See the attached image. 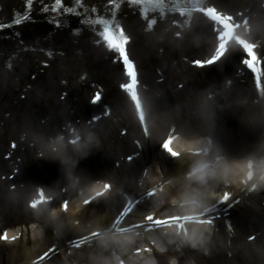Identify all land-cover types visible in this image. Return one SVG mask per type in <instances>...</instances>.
Instances as JSON below:
<instances>
[{"label": "rangeland", "instance_id": "obj_1", "mask_svg": "<svg viewBox=\"0 0 264 264\" xmlns=\"http://www.w3.org/2000/svg\"><path fill=\"white\" fill-rule=\"evenodd\" d=\"M7 9L11 10V12L13 11L12 7H8ZM199 24L200 21L196 24L194 23L193 26L199 27ZM180 40H182V43L175 49L179 56H185L188 60L200 56L201 52L196 50V46L203 47V50L206 48V44L201 42L198 36L194 33H189V35L185 38H180ZM80 49L81 46H79L75 52L80 54ZM175 49L170 50V52H175ZM170 54L172 55H170L169 60H172L174 54ZM144 68L147 69L145 66ZM90 70L91 68H89V71ZM48 71H37L39 72L38 75H42L41 79H39V81H41L40 84L38 83L39 85H41L44 77L53 74L60 76L51 71L47 74ZM164 71L166 72V78L163 82H160L159 85L154 82L153 86L150 87L149 77L146 78L145 82L143 81V84L145 85L146 81L149 82L147 83V88H144L143 95L145 97V105H148V120L150 121L151 136L149 138V147L147 151L140 157L136 158L132 163L127 162L125 157L135 151V139H139L141 143L143 142L145 144V136L140 124L137 123L135 115L130 109L128 102H126V98L122 93L120 94L118 92V94L115 92V99H113V103H111V113L108 116H102L100 121L94 122V128H89L86 125V122L93 115L102 114L104 105H92L91 100L89 101L92 97L91 94H85V100L79 99L78 96L81 94V91L79 93L76 92L77 89H80L76 88L77 83L75 82L73 84L70 81L71 77L65 79V84L70 82L67 84L69 94L65 96L67 98L66 100H62L61 97L59 98V100L64 102L65 112L63 113L58 126L54 127L57 128V132H62L61 135L64 136L66 141L69 138H74L72 129H75L82 135V142L89 136L93 138L86 150V155L81 156L79 153L72 152L71 145L69 146V155L78 159V163L73 170L77 175V178L73 180L76 181V185H74L75 182L72 181L70 183L65 179L64 166L61 165L58 160L37 156V152L42 151L40 148L37 149L34 155H29L26 150L24 152V146L21 145L20 147L18 144V148L12 153L11 157L6 158L8 156L7 152L10 151L8 142L9 137L6 138L8 135L1 132L0 183L2 184H0V231L2 228H7L9 226L15 228L32 221L34 215L28 208L27 203L29 197H32L39 187H44L48 194L54 197L52 200V202L55 201L54 205L59 207L62 199L74 198L81 190V186H87L95 179H112L110 181H115L117 186H125L127 179L137 174L140 175L144 159L147 157H149L151 161V169L157 170L159 165L169 167L171 162L163 154L160 144L162 139L166 136L165 133L167 129L172 125V122H177L180 118L184 119L180 122V126L186 125L192 120L194 123H197V119H193L192 117H196L199 113L198 100L202 101V103H207L208 98L218 101L219 95L216 97L215 94L218 90L211 91V89L208 88L207 85H209V83L207 84L205 81L207 79L211 80V77L206 72V69L196 72L188 66L182 65L180 67L171 66ZM215 74L217 77L214 79L217 80V83H213L212 88H215L217 85L218 87L223 85L227 88L228 86H226V84L228 80H223V78L228 74H237L240 81L243 83V87L240 91L233 88L229 89V91L232 90L230 91L232 92V95H229V97L228 95L222 94L226 97L227 103H229L233 109L237 108V110L240 111V109H243L246 104L254 107L252 103L253 99L256 98L255 88L247 73L242 74L241 69L237 66L232 68L230 65L224 64L215 71ZM38 75L36 77H38ZM112 77H115L112 81L116 84V82L120 80L121 74L116 76L115 73ZM182 78H191L192 80L188 83V87L185 89H180L177 85L178 82L181 83V81H183ZM28 80L29 84H34L35 82L33 81L35 79L32 80L29 73H25L20 79L18 86H20L23 92L26 91L25 86ZM78 86H80L85 93L90 92V89L92 88V85L90 84H78ZM114 90L115 85H112L111 92L113 93ZM240 92L245 96H240ZM26 97V94H24L23 99ZM57 97L58 95H55V98ZM25 109L27 108L24 107L20 112L18 116L20 120L16 126L17 129L13 131H18L24 135L29 131V124L24 122L27 116ZM218 109L219 107L216 108L215 113L218 112ZM262 109L264 110V108ZM194 110L196 111V115L192 116L191 114L190 116L189 112H194ZM186 111L188 113H186ZM122 116L127 117V120L129 121L128 126L122 122L116 123V119H121ZM50 122L53 123L54 120ZM51 125L52 124H47L42 126L40 129H37L36 132L33 131L29 134H32L35 139L43 135H48ZM125 128L128 129L127 134L122 135L124 131L123 129ZM56 133H52L48 137L49 141ZM13 139L17 141L16 136H14ZM117 161H119V166L116 164ZM17 168H20L22 172L25 173L24 176L22 174H20V176H14ZM24 179L27 181H24ZM13 184L16 186L15 188L12 187ZM112 197H114L116 201H121L120 196L115 192ZM108 202L107 199H103L94 205L87 207L81 213L90 218L94 217V214L97 212L107 210ZM67 227L68 223L66 228ZM1 250L2 248H0V251Z\"/></svg>", "mask_w": 264, "mask_h": 264}, {"label": "snow or ice", "instance_id": "obj_2", "mask_svg": "<svg viewBox=\"0 0 264 264\" xmlns=\"http://www.w3.org/2000/svg\"><path fill=\"white\" fill-rule=\"evenodd\" d=\"M76 3L82 4L83 0H75ZM110 4L120 5L117 0H108ZM130 5H140L143 6V12L145 13L146 19V30L151 34L155 35L157 29L162 26L168 19L167 12H177L180 17H186L183 23H180L176 19H172L171 23L173 25H179L181 28L185 24H190L193 21V14L199 13L200 23L204 25L205 31H210L214 37V47L211 52L204 58H192L190 60L191 65L197 68H204L205 66L217 64L218 62L227 59L229 53L233 50H238L240 54V63L242 66H246L255 77V89L259 90L261 95H264V74L261 72V65L264 64V52L259 51L261 44L258 39L251 40L249 37L254 31L264 29V0H259V3H237L236 0H128ZM33 0H26L27 6L30 8ZM64 3V0H54L53 10L59 9ZM158 10V14L148 16V9ZM167 9V12H166ZM47 10V6H45ZM65 12H73L74 8L65 7ZM95 11V8H93ZM25 16H19L14 18V23L19 24L22 20L26 19ZM97 22L102 26L99 31V39L96 40L97 44H101L107 48L110 54H112L113 63H119L123 69V75L126 78L124 82L119 84V88L126 93L130 100L136 107V113L138 117L139 124L142 126L143 133L146 137L151 136V132L146 120L144 107L141 102L140 89L147 85L142 84L139 73L137 62L134 57L130 55L129 46L131 42V36L127 33L125 26H123L119 21L113 16L112 19L98 18ZM58 23V21H57ZM5 27V25L0 24V28ZM189 33L174 31L173 38H185ZM164 36H160L159 40H163ZM49 56L52 55L51 52L48 53ZM47 63V62H45ZM9 68L12 67L11 63H8ZM163 76L160 77L162 81ZM233 81L228 80L226 86L231 87ZM182 89L183 84L179 85ZM67 94L64 93L61 99H64ZM102 100L101 91H96L95 95L91 99L92 104H97ZM104 110L102 114L93 115L87 122L86 125L89 128H94L95 123L100 121L103 116H108L111 113V107L108 105L103 106ZM43 123V121H41ZM66 126V125H65ZM64 126V127H65ZM128 129L125 128L122 135L127 134ZM73 137L67 140L68 144L75 145L78 141L82 140V135L75 129H72ZM177 126L173 123L171 130L168 132L166 137L160 143L162 148L172 157L181 159V152L175 150L172 147L173 140L176 137ZM61 139L64 136L61 135ZM134 143L142 147V143L139 139H136ZM12 149L17 148V142L14 140L11 144ZM12 153H8V157H11ZM139 156V152H132L128 154L125 159L127 162L132 163ZM43 157V154L40 155ZM119 166V161L116 162ZM251 168V163L248 164ZM261 169H264V161L259 165ZM19 168L16 169V173H19ZM14 173V175L16 174ZM142 173H147V168L142 170ZM252 171L247 172V179L244 181L246 189L242 188L241 191H252L255 190V185L250 183L252 178ZM13 188L16 186L13 184ZM103 188L107 190V194L103 191L97 192L94 197H87L82 200L84 206H91L94 201L98 199H107L108 194L114 188L113 182L103 183ZM158 189H163V184L157 187H152L150 190H145L140 194L139 198L133 197L135 200L136 207H133V201L129 200L127 202H121L117 208V212L109 221H99L95 227L86 226L83 231H77L81 225L80 220H73L74 225L73 232L74 237L67 238L68 229L65 227L64 232H56V241L52 242L50 246H46V250L42 251V254L36 257L33 264H45V262L61 251V241L67 245L68 251L65 253L67 258L78 257L87 262L89 260V254L95 255L99 250L97 248L96 241L101 237V231L108 229L112 232L123 234L128 233L129 228L123 227L121 222L124 218L131 216L134 212H139V203L146 197L145 203L152 204L153 198L156 197ZM39 198L31 199L29 202V207L32 209H40L45 203L49 205V202L54 199L52 195H45L44 187H39ZM237 201L233 199V193L231 191H224L223 195L219 199H213L211 202V208H206L198 216H190L181 213L180 211L169 212L167 215L157 216L155 211H146L141 215L138 222L130 225L131 229L140 230L143 229L145 232L152 231L159 228H165L167 226L176 225L183 231L188 230V226L191 223L198 225L209 224L212 226L216 225L220 215V206H233ZM70 200L68 198L62 199L59 204V209L61 217L64 218L67 223V213L69 212ZM55 215V213H52ZM230 230L232 225L227 226ZM219 229H217L218 231ZM163 233L159 234L162 235ZM137 235L140 232L137 231ZM156 237H153L151 244L155 245ZM19 238V234L9 237L7 232L0 235V240L3 241H15ZM247 241H255L257 239V234H251L247 236ZM117 249L113 247L112 252ZM135 254H140L142 252L152 253V247H135ZM231 255V252L228 253ZM138 256V255H137ZM124 259L120 258V264H125Z\"/></svg>", "mask_w": 264, "mask_h": 264}, {"label": "clouds", "instance_id": "obj_3", "mask_svg": "<svg viewBox=\"0 0 264 264\" xmlns=\"http://www.w3.org/2000/svg\"><path fill=\"white\" fill-rule=\"evenodd\" d=\"M258 38L264 39V29L254 31L249 37L251 40H256ZM60 137L61 136H58L43 143L41 145L43 150L38 151L37 156L40 157V155L43 154L44 158L58 160L61 165L64 166L65 179L71 183L77 178L73 170L78 163V159L69 155L70 144H68L65 138L61 139ZM92 139L93 138L89 136L83 142L78 141L77 144L71 145V151L79 153L81 156L86 155V150ZM236 167L237 165L227 163L223 157H218L214 164L208 162L198 163L189 173L185 174V177L188 181H195L199 185H207L210 179L225 184H244V181L247 179V172L243 176L237 178L236 175L231 174ZM157 170L160 171L159 168ZM174 179L175 178H170L165 183L171 184ZM250 182L255 185L256 189L264 188V169L259 167L258 172L252 175ZM101 191L107 194V190L103 188V183L96 182V186L87 191V197H94L97 192ZM157 193L160 197L158 203H164V197L167 196V193L163 192L161 189H158ZM216 195L217 194L211 189L200 191L196 188L190 189L188 185H182V190L171 200V204L176 206L179 205L182 208L186 207L189 211L202 209L203 212L206 208H211V202L216 198ZM33 210V215L36 218L30 225L33 240L42 237L45 227L47 226H51L54 232H62L67 226V223L60 215L61 210L59 208H50L47 203H45L40 209ZM43 212H47V217L43 220V223H41L39 217ZM52 213H55V215H52ZM98 222L99 221H92L88 226L95 227ZM213 233L214 226L209 224L198 225L191 223L186 232L174 225L167 226L163 232V234L168 236L167 243L156 238L155 248L159 252L164 253L168 250L169 245H174L177 250L188 247L208 254L211 250L210 245L213 241ZM133 239V236L127 233L118 234L108 229L102 230L101 237L96 241L99 251L95 255L89 254V260L84 262V264H120V258L125 253L129 254L128 264H136L141 257L137 256L130 247L133 243ZM149 239L152 241L153 237H149ZM113 247L119 250V255L116 254V251H111ZM141 247H143V245H141ZM142 264H158V261L151 253H148V256L143 259ZM168 264H179V258L176 256L171 257ZM190 264H195V260H191Z\"/></svg>", "mask_w": 264, "mask_h": 264}, {"label": "bare ground", "instance_id": "obj_4", "mask_svg": "<svg viewBox=\"0 0 264 264\" xmlns=\"http://www.w3.org/2000/svg\"><path fill=\"white\" fill-rule=\"evenodd\" d=\"M41 4V3H40ZM184 143H186V142H184ZM191 144H193V143H189L188 145H191ZM195 144L197 145V144H199V142H195ZM191 154V152H189V151H183V154H182V156H181V162L177 165V166H175L176 168H175V170H174V172L173 173H171V174H169V176H167L164 180L162 179V177H160V179L158 180V181H154V183H153V185L155 186V187H157V185H158V183L160 182H163L162 184H163V192H166L167 193V195H168V192H169V190H168V188L171 186V185H173V184H176V182L177 181H180L181 180V178H180V172H178L177 173V170H179L185 163H186V161H191V160H188V158H189V156H191L190 155ZM189 170H190V167H188L187 168V170H186V172H184L182 175H184V174H186V173H188L189 172ZM170 178H175L174 180H173V183H171V184H167V183H165L166 181H168ZM238 178V177H237ZM223 185H224V188H226V189H231V190H235V191H237L238 190V184L237 183H231V184H225V183H222ZM242 185V188H243V186L245 187V185L244 184H241ZM177 191H175V193H174V196L173 197H176L177 196ZM87 198V197H86ZM160 197L158 196V193H157V195H156V197H154L153 198V202H152V204H147V203H145V201L147 200V198L145 197L144 198V200H142L141 202H140V204L142 205V207H143V211L142 212H139V213H136V216L137 217H135L134 218V220H135V222L134 223H136V222H138L139 221V219H140V217H141V215L145 212V210L146 211H155V213H156V215L157 216H163V215H167V214H163L162 212L164 211V210H169V209H171V210H173V209H183L182 207H180L179 205L178 206H176V205H172L171 203H170V205H168V207L166 208V207H164V206H162V204H160V203H158V199H159ZM167 198V196L166 197H164V199H166ZM85 199V198H84ZM82 198L81 197H77V199L76 200H73L71 203H70V209H69V213H70V218H71V220L73 221V220H76V216L78 215V210L82 207V205H81V203H82ZM118 208V207H117ZM117 208L114 210H112L111 211V213H106V214H102L100 217H99V219L98 220H96V221H109L114 215H115V213L117 212ZM169 208V209H168ZM185 208V207H184ZM180 211H182V210H180ZM92 222V221H91ZM90 222H88V221H84L83 223L81 222V225L79 226V228L77 229V231H83V229H84V227H86L88 224H89ZM121 224H122V226L124 227V224H123V222H121ZM131 224H133V222H130L128 225H129V229H131L130 228V225ZM133 230V229H132ZM72 231H73V229H72ZM136 231H141L143 234H145L146 232L143 230V229H140V230H136ZM136 231L135 232H130V235H133L134 233H136ZM157 232V231H156ZM157 233H159V232H157ZM12 235V234H11ZM66 246V244L64 243V242H61V248H63V247H65ZM67 262H69V259H67Z\"/></svg>", "mask_w": 264, "mask_h": 264}]
</instances>
